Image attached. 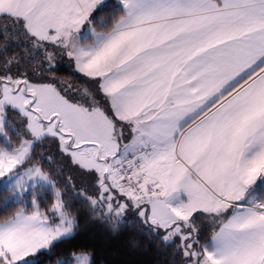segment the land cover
<instances>
[{
  "label": "snow or ice",
  "instance_id": "obj_1",
  "mask_svg": "<svg viewBox=\"0 0 264 264\" xmlns=\"http://www.w3.org/2000/svg\"><path fill=\"white\" fill-rule=\"evenodd\" d=\"M0 204V264H264V0H0Z\"/></svg>",
  "mask_w": 264,
  "mask_h": 264
},
{
  "label": "trees",
  "instance_id": "obj_2",
  "mask_svg": "<svg viewBox=\"0 0 264 264\" xmlns=\"http://www.w3.org/2000/svg\"><path fill=\"white\" fill-rule=\"evenodd\" d=\"M57 166H62L59 159ZM64 175H68L67 170ZM4 211L0 204V215L4 214ZM134 239H139L134 233L124 232L120 235H113L105 229L102 223L85 222L82 219L77 242L95 253L97 264H159L164 259V257L157 256L147 242H141V247L138 249L130 247ZM55 259L53 257L50 261L46 260V264H55Z\"/></svg>",
  "mask_w": 264,
  "mask_h": 264
}]
</instances>
